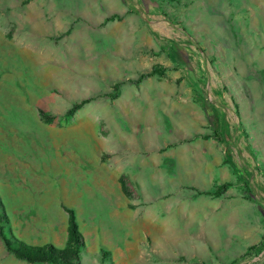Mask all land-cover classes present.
Listing matches in <instances>:
<instances>
[{
    "label": "rangeland",
    "instance_id": "obj_1",
    "mask_svg": "<svg viewBox=\"0 0 264 264\" xmlns=\"http://www.w3.org/2000/svg\"><path fill=\"white\" fill-rule=\"evenodd\" d=\"M0 199L81 264H264V0H0Z\"/></svg>",
    "mask_w": 264,
    "mask_h": 264
},
{
    "label": "trees",
    "instance_id": "obj_2",
    "mask_svg": "<svg viewBox=\"0 0 264 264\" xmlns=\"http://www.w3.org/2000/svg\"><path fill=\"white\" fill-rule=\"evenodd\" d=\"M164 70L163 67L153 66L148 73L141 74L140 80L154 74H160ZM77 106L78 105H75L74 108ZM218 137H220V135H218ZM220 188L223 187L221 186ZM217 193H219V191H217ZM6 223L7 217L0 199V237L2 238L6 250L12 253L16 258L29 263L81 264L80 258L84 241L82 234L78 229L73 210L68 211L67 240L65 246L62 248L56 247L50 243L43 245H30L14 237L8 236L4 232Z\"/></svg>",
    "mask_w": 264,
    "mask_h": 264
},
{
    "label": "crops",
    "instance_id": "obj_3",
    "mask_svg": "<svg viewBox=\"0 0 264 264\" xmlns=\"http://www.w3.org/2000/svg\"><path fill=\"white\" fill-rule=\"evenodd\" d=\"M168 51H169V55H170V49L169 48H168ZM133 87H134V85L132 86L130 84V86H128L127 88L132 90ZM167 88H169V86H167ZM165 99H167V103H169V101H170V105H169L170 107L166 108L165 110H160V111H158V113L162 114V115H168V114H170L172 116L174 115L173 120L175 121V124H177V126L180 127V134H182V135L189 134V132L187 131V128L180 126L181 124L179 125L178 121H180L181 119H184L183 115L186 113H189V115L190 114L192 115L198 109L197 105L193 103L191 98H186V97L177 96V97L172 99L168 96ZM117 100H118V103H117L118 112L123 113L121 110V108H122V106H121L122 96H119V98ZM133 103H135V100ZM194 109H196V110H194ZM205 113H206V117H207V112H205ZM178 115H180V117H178ZM187 118L188 117H186L185 120Z\"/></svg>",
    "mask_w": 264,
    "mask_h": 264
}]
</instances>
